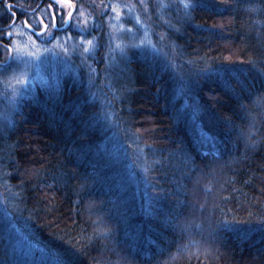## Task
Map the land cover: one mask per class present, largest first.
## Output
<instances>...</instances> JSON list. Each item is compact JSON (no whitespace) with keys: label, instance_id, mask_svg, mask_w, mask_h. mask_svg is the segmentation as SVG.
<instances>
[{"label":"trees","instance_id":"trees-1","mask_svg":"<svg viewBox=\"0 0 264 264\" xmlns=\"http://www.w3.org/2000/svg\"><path fill=\"white\" fill-rule=\"evenodd\" d=\"M171 1L160 53L101 42L2 121L0 264H264V0Z\"/></svg>","mask_w":264,"mask_h":264},{"label":"rangeland","instance_id":"rangeland-1","mask_svg":"<svg viewBox=\"0 0 264 264\" xmlns=\"http://www.w3.org/2000/svg\"><path fill=\"white\" fill-rule=\"evenodd\" d=\"M84 1L85 8L77 7L76 12L73 13V19L68 23L69 30L58 32L55 38L48 36V33L53 31L52 27L46 34V40L34 38L25 31L21 24L11 26L7 30L6 33H12L11 37L5 34L12 47V52L10 50L6 56L2 49L3 55L0 61L7 59L11 67L7 72L0 69V125L3 120L6 121L10 115L16 112L22 100L36 95L39 89L58 93V88L66 76L79 75V63H86L88 67V63H91L95 67L96 63L100 61L97 51L100 49L101 42L106 49L103 56L104 62L110 65V68H122L123 59L128 57V47L146 49L153 56L161 52L157 44L154 43L152 35L160 21L158 20L155 27L152 28L150 22L145 19V21L141 20V15L136 11L137 5H139V10L145 9L144 5H147L148 0H143V5L141 0H109V4L118 6L119 18L108 7V3H105V7L98 0ZM157 1L158 7H154L152 16L158 12L161 20L166 14V10L170 9V4L166 3L167 0ZM187 1L175 0L174 3L180 4L181 8L185 10L188 5ZM134 2H136V6ZM58 5L65 13L70 11L64 4L58 2ZM97 14L102 21V26L106 28L104 42L98 41L100 36L97 32L98 24L94 22V16ZM77 17H79L80 26H76ZM81 36L84 37L83 40H81ZM88 40H91L92 43L88 44ZM12 57H18V59L13 60ZM89 72L91 75V69ZM0 203L2 202L0 201ZM2 206L0 204L3 222L11 230L10 218ZM16 237L21 246L20 252L32 257L35 248L18 234ZM46 258L50 259L48 256Z\"/></svg>","mask_w":264,"mask_h":264},{"label":"flooded vegetation","instance_id":"flooded-vegetation-1","mask_svg":"<svg viewBox=\"0 0 264 264\" xmlns=\"http://www.w3.org/2000/svg\"><path fill=\"white\" fill-rule=\"evenodd\" d=\"M61 4H65V0H58ZM74 5L73 9H69L70 11L76 12V8L78 7L75 3V0H71ZM12 5L11 8L8 6ZM4 7L6 12L2 13L1 8ZM61 8H59L58 3H54L53 0H0V46H7L9 51L12 52V47L5 43L7 30L10 29L11 26L16 24H21L22 27L27 31L31 36L39 40H46L48 30L50 29V20L49 16L53 12H59ZM67 16L65 15V20L67 21ZM39 22V26H37ZM58 23V15L52 21ZM2 24H7L2 26ZM32 25L31 28L28 25ZM49 24V28L44 29L43 25ZM64 28H68L69 24L64 27H60L59 30L57 28L52 27V33L55 35L58 32L63 31ZM60 34V33H59ZM8 41V40H7ZM2 47H0V59L2 58L3 52Z\"/></svg>","mask_w":264,"mask_h":264},{"label":"snow or ice","instance_id":"snow-or-ice-1","mask_svg":"<svg viewBox=\"0 0 264 264\" xmlns=\"http://www.w3.org/2000/svg\"><path fill=\"white\" fill-rule=\"evenodd\" d=\"M53 2L54 3H58V0H53ZM141 3L143 5V0H141ZM65 4H66L67 8H69V9H73L74 8V5L72 4L71 0H65ZM93 6H95V5H93ZM144 6L146 7V5H144ZM192 6L195 7V5H192ZM8 7L11 8L12 5H9ZM108 7L111 8V11L113 13H116L117 18H119V12H117V7L118 6L117 5L109 4ZM186 7H188V5H186ZM57 15H58V23L52 22ZM65 15L68 18L67 21L65 20ZM72 19H73V11H67L65 13L62 8L59 10L58 13L57 12H53L49 16V20H50L51 27L57 28V30H59V28L61 26L70 23L72 21ZM50 25L49 24H44L43 27H44V29H47V28H49ZM37 26H39V22H38ZM76 26H80L79 17L76 18ZM28 27L31 28L32 25L29 24ZM64 30L67 32L68 31V28H64ZM7 35L9 37H11L12 33L11 32H8ZM48 36H51V37L55 38L54 34L51 33V32L48 33ZM83 39H84V37L81 36V40H83ZM87 43L88 44H91L92 41L91 40H88ZM3 51H4L5 55L7 56L8 55V52H9L8 47L7 46H4L3 47ZM65 51H67V49H65ZM12 59L13 60L18 59V57H12ZM10 67H11V65H9L7 59L4 60V61H0V69H2L3 71L7 72ZM68 264H75V261H74V259L71 256H69Z\"/></svg>","mask_w":264,"mask_h":264}]
</instances>
